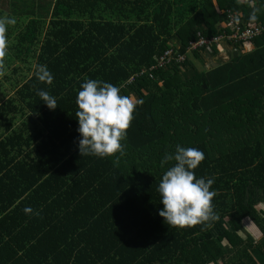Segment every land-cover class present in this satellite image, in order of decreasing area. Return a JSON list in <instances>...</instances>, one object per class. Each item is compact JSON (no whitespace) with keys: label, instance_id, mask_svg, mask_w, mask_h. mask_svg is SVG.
<instances>
[{"label":"trees","instance_id":"16d2710c","mask_svg":"<svg viewBox=\"0 0 264 264\" xmlns=\"http://www.w3.org/2000/svg\"><path fill=\"white\" fill-rule=\"evenodd\" d=\"M16 1L0 0V16L15 11L16 21L4 71L30 75L0 101V264H264V33L242 73L240 58L187 75L188 60L157 67L199 33L231 36L222 24L233 14L240 25L250 2L264 25V0H23L27 10ZM87 79L143 100L123 156L79 154L76 97ZM38 90L56 98L54 110ZM177 145L204 153L197 178L215 177L211 227L174 228L158 215L157 188L175 163L161 161ZM249 224L258 242L243 236Z\"/></svg>","mask_w":264,"mask_h":264},{"label":"clouds","instance_id":"9594fccd","mask_svg":"<svg viewBox=\"0 0 264 264\" xmlns=\"http://www.w3.org/2000/svg\"><path fill=\"white\" fill-rule=\"evenodd\" d=\"M256 10L250 17L255 22ZM16 23L15 18L0 16V77L5 75V58L8 50V27ZM34 75L39 82L51 85L53 75L45 65H36ZM76 97L78 110L75 112L78 121L77 131L81 156H97L100 158L125 154L122 141L126 139L127 130L133 121V113L143 100L121 95L116 85L100 80L87 79L81 84ZM40 97L50 110L57 107L56 98L48 91L38 90ZM119 157L115 162L118 163ZM205 159L204 153L193 147L176 146L174 154H165L161 164L174 161L162 175L157 192L163 208L158 215L165 223L174 228H191L197 225L211 227L218 219L212 203L216 196L210 190L215 177L197 178L195 169ZM26 215L39 216L40 212L30 207L23 210Z\"/></svg>","mask_w":264,"mask_h":264},{"label":"crops","instance_id":"0c3cea01","mask_svg":"<svg viewBox=\"0 0 264 264\" xmlns=\"http://www.w3.org/2000/svg\"><path fill=\"white\" fill-rule=\"evenodd\" d=\"M250 4L252 3L251 2L249 3L250 9H244L241 7V10L238 12V15L242 16L240 19L241 25H247V24H250L251 22L254 23L253 25H255L256 21L257 22L260 21L259 18L261 16H259V18L257 17L255 22L250 20V17L253 13L252 11L256 9L257 7L255 6L253 8ZM262 11H264V6H263V9H261V11L259 12H262ZM246 15H250V16H246ZM257 15L258 14H256V16ZM224 44L225 43H223L220 49L217 48L214 52H211V53L206 52L204 54H201L202 59L195 56V54H192V55L186 54L189 64L187 67H184V66L182 67L180 65L182 67L181 74L187 75L188 73H192L194 71L211 72L219 68L225 67L227 64L233 62L237 58H240V61L236 63L237 65L234 64L235 71L237 73H242L244 69L246 70L249 69L248 67L244 65L248 62L247 56L250 54L251 51L255 49L256 46L254 44L253 45L252 44H242L238 48V47L230 45L231 43L227 45H224ZM176 47H179V46H176ZM209 62H211L212 64H210ZM205 63H208V65H210V69H207V70L205 69ZM242 231H243L242 233L244 237L251 238L254 242L259 241V235L257 231H255L252 224H249V226H246L245 229Z\"/></svg>","mask_w":264,"mask_h":264},{"label":"built area","instance_id":"2783aa9c","mask_svg":"<svg viewBox=\"0 0 264 264\" xmlns=\"http://www.w3.org/2000/svg\"><path fill=\"white\" fill-rule=\"evenodd\" d=\"M236 16L231 14L228 18V22L225 26H228V29L231 30V36L223 33L222 35L214 38H207L201 33L198 34V40L190 42L187 47V54H194L206 50L207 52H212V48L216 47L218 42L223 38H228L229 43H238V44H250L251 41L256 40L261 37L264 33V25L258 24H247L239 25L236 22ZM218 48V47H216ZM179 49H171L167 51L159 60L158 68H164L172 65L173 63L183 66L187 62V55L179 53ZM144 74V73H143ZM134 82V78L130 80V83Z\"/></svg>","mask_w":264,"mask_h":264},{"label":"rangeland","instance_id":"374dc122","mask_svg":"<svg viewBox=\"0 0 264 264\" xmlns=\"http://www.w3.org/2000/svg\"><path fill=\"white\" fill-rule=\"evenodd\" d=\"M17 6H14V9H19V10H27V7H25L26 5V2H24L23 0H17ZM15 2V4H16ZM36 3H38V1L36 0ZM45 5V4H43ZM43 8V7H41ZM46 9L43 8L42 9V12L45 13ZM22 13V12H20ZM27 13V12H26ZM41 14V13H40ZM38 15L37 13L34 14V17ZM15 16V11L13 12V17ZM24 18H26L24 16ZM22 19V18H21ZM25 22L27 21V19H23ZM226 24V23H225ZM224 24V25H225ZM229 39L228 38H223L221 39L220 42H218V44L216 45V47H218V49L221 48V46L223 45V43H225L224 45H227L229 44ZM176 49H179V47H176ZM211 53V52H209ZM189 55H192V54H189ZM210 64H212L211 62H209ZM15 67H19V66H15ZM20 68H22V66H20ZM205 69H210V65H208V63H205ZM6 75H10L11 77V81L12 83H9L7 81H5L4 77ZM28 75H30V73H28V71L26 70V68H22V70H20V73L15 75L12 73V69H9L8 71L5 72V75H3L2 77H0V101L2 99H8L10 96L13 95L14 91H13V88H12V84L14 82H16L17 80H21L23 77H27ZM216 122L214 121L213 124H215ZM260 208H264V204H261V205H258Z\"/></svg>","mask_w":264,"mask_h":264}]
</instances>
